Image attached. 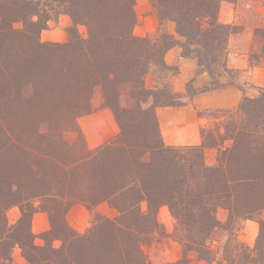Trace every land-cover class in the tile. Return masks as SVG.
<instances>
[{"label":"trees","instance_id":"trees-1","mask_svg":"<svg viewBox=\"0 0 264 264\" xmlns=\"http://www.w3.org/2000/svg\"><path fill=\"white\" fill-rule=\"evenodd\" d=\"M51 1L71 18L66 42L39 40L45 24L32 0H0V85L7 89L13 82L14 92L39 98L24 105L27 113L57 114L72 126L95 109L92 99L99 91L101 106L110 109L119 132L91 150L75 126L77 140L57 138L54 153L45 144L35 145L42 163L19 161L18 155L24 158L19 151L33 145L4 136L0 264H10L15 246L27 264H152L143 245L161 233L157 212L164 205L185 251L207 262L220 251L226 264H264V219L252 248L236 236L240 219L264 210V98L245 96L235 108L221 111L217 121L201 127L200 145L164 144L155 111L183 102L168 86L173 68L164 59L175 45L212 76L227 70V41L236 27L219 22L218 12L221 2L235 0H150L161 22L175 24L180 40L164 30L134 36V0ZM16 22L23 28H15ZM78 25L86 27V37ZM254 36L258 52L249 59L257 65L264 62V29H255ZM149 73L166 78V88H147ZM209 148L217 149L213 163L205 160ZM12 151L15 158L8 159ZM102 202L116 210L114 218L96 215L82 233L68 225L66 214L74 204L93 209ZM14 205L20 217L10 224L7 211ZM220 207L229 211L224 223L216 217ZM38 211H46L50 220L43 239L60 241L59 247L34 243L31 223ZM233 229L227 243L219 241L218 230L227 235Z\"/></svg>","mask_w":264,"mask_h":264},{"label":"rangeland","instance_id":"rangeland-1","mask_svg":"<svg viewBox=\"0 0 264 264\" xmlns=\"http://www.w3.org/2000/svg\"><path fill=\"white\" fill-rule=\"evenodd\" d=\"M12 1L13 0H11V2ZM235 1H241V0H235ZM32 2L36 10L39 12L40 20H41L39 21L40 24L41 23L45 24V27L42 30L55 28L59 20L63 19V15L68 16L67 14L64 13V10L61 6L55 4L51 0H32ZM224 2H228V1H223L221 2V4H223ZM239 4L242 8L243 2H240ZM133 11L135 15V25L133 27L132 33L134 36L153 37L159 34L163 30L170 33L169 32L170 29H172L175 32V24L173 22L171 21L161 22L159 20V17L156 12V8L154 7L153 3L150 0H134ZM0 17H1V10H0ZM244 18H246L245 15L243 16V19ZM34 19L36 20L37 17L35 16ZM71 26H72V21L71 24L65 27L66 36L63 42L67 41L68 28ZM14 27L18 29L23 28L22 23L20 22L14 23ZM77 30L81 36L86 37L87 30L84 25H78ZM235 30H237V27ZM0 31H1V18H0ZM41 31L39 32L40 41H41V37H40ZM172 35H174L178 40H180L176 32L173 33ZM175 46H179V45H175ZM180 49H181L180 50L181 53L183 54L181 47ZM257 49L258 48L256 46V42L254 41V45L252 46V50L251 52H249V55L250 54L253 55L256 52H258ZM0 63H1V52H0ZM251 64L253 63L251 62ZM260 64H262V62H260ZM174 71H175L174 68L172 72L169 71L170 77L173 75ZM229 72L231 76L235 77L237 75V73H235L234 71H229ZM208 74L211 78L210 83L212 86H214L213 82L216 81V77H218L220 74H218L217 76L216 73L214 74V76L210 75L209 72ZM42 75H45V73ZM164 79L166 80V78ZM164 79L159 78L157 73L155 74L149 73L145 78V85L147 88H153V89H155L154 85H157L158 89L162 90V88H166L165 87L166 83ZM13 84H14L13 82L9 84V88L7 89L6 87H4V85H0V160H1V144L7 141L5 137L9 139H13L10 136V134L13 135L14 139H19L20 141H23L24 143H27L31 146L33 145L30 149H28L30 152L33 151V154L31 156L24 155L26 153L28 154L27 152L28 150H26L28 147H25L24 148L25 150L19 151V154H21V156H23L24 158L18 155V160L33 161L34 163H36V162H40L39 158L35 157L39 152L40 148H37V146L35 145L42 146L45 144L47 149L52 150V153H54L55 142H57V138L63 137L64 141H67L68 143H74L77 140V132L75 131L76 130L75 126L77 127L79 132L81 131L86 146L91 150L105 144L109 139L107 141H103V143L102 142L99 143L98 146L91 148L87 143L82 126L86 125L87 127H89L91 135L95 132L93 127L95 128L99 127V129L96 130L98 132L97 137L101 138L106 132L109 131V128H111V119H112V125L114 124L116 126L117 133L119 132V126L110 109L101 106L102 100L99 91H95L92 99V104L95 109L88 114L77 117L75 120L76 121L75 126H72V121H70L66 117L65 118H61V116L58 117L57 114L50 113L47 116V113H43L41 112V110H39V112L36 113L35 112H32L30 114L27 113V111L24 109V105L30 104L29 100L37 101L39 100V98L28 97L27 95L23 94L22 91L14 92L12 88ZM168 84H169L168 85L169 88L171 89V84L170 83ZM263 90L264 88L259 89L257 92L251 91L252 94L254 93V95L252 96L246 94V92L244 91L241 100L245 96L264 98ZM192 93H193V88L191 84L188 83L186 85V94L189 95ZM44 97L45 96L40 95V99H44ZM1 101H2V105H1ZM43 105L44 104L41 103V107H40L41 109ZM105 109H108L110 111L109 115L111 119L109 118L107 119L105 114H103L105 113L103 112V110ZM223 110L225 109L197 110V114L205 118L203 126H209L218 120V117L220 116L221 111ZM95 114H97L98 117H96ZM16 118L17 120H15ZM201 127L202 126H200V129ZM200 129H199V133H200ZM95 136L96 135H94L93 137ZM96 141L98 142L99 140ZM200 141H201V137H200ZM216 155H217V149L209 148L205 151V160L208 163H213L215 161ZM12 157L15 158L14 152L13 151L8 152L7 158L10 159ZM39 178L40 177H37V179ZM48 178L50 179V177ZM44 179L45 177L43 176L41 180ZM38 203L39 202H36V205H38ZM38 212H41L40 215H37ZM38 212L34 213L32 217V220L33 218H36L35 232H33L32 230V223H31L32 233L36 236L34 239V243L36 245H45L51 243V245L55 247H59L61 244L60 241H50L49 237L43 239V233L50 229V220H49V215L46 211H38ZM228 214L229 211L226 208L223 207L218 208L216 211L217 220L220 223L226 222ZM96 215L102 218L112 219L117 215V212L107 202H102L93 209H88L83 204L76 203L68 210L66 214V221L71 228H73L77 232L82 233L92 226ZM19 217H20L19 206L14 205L8 209L7 219L10 224L16 223ZM260 218L264 219V210L259 215L257 214L249 215L246 219H240L236 223L237 239L250 248H252L256 242L259 233ZM157 219L161 224V228H160L161 233H155L154 237L149 242H147V244L143 245V249L152 264H226L225 261H221L220 251H219V255H216L215 259L212 262H207L205 260L199 259L197 254H195V252L191 250L185 251V248H183V246L174 237L173 233H174V228L176 226V221L173 219L166 205L161 206L158 209ZM43 224L45 226L44 230L37 231V228H41ZM232 231L234 232L235 229L230 230L228 232L226 231L227 235H225V232L218 230V232H220V234L218 233L219 241H222V243L223 241H226L227 243L229 241V237H231L230 233ZM231 245L234 244L231 243ZM183 259L184 261L181 263V260ZM10 264H27V261L23 256L22 250L17 246H15L12 250V258L10 260Z\"/></svg>","mask_w":264,"mask_h":264},{"label":"crops","instance_id":"crops-1","mask_svg":"<svg viewBox=\"0 0 264 264\" xmlns=\"http://www.w3.org/2000/svg\"><path fill=\"white\" fill-rule=\"evenodd\" d=\"M240 2H243L242 8ZM244 15L246 18L243 19ZM218 20L223 24L237 27V30L229 35L227 41L225 68L228 70L220 73L214 86L210 83L208 72L199 68L195 58L184 56L179 46H174L165 53V63L175 69L169 78L171 89L174 93L180 94L183 100L181 104L156 107L159 131L166 145L200 144L199 129L204 125L205 118L199 116L197 110L233 109L240 102L244 91L252 96L254 93L252 94L251 91L257 92L264 88V63L251 64L249 59V52L255 41V29H264V0L224 2L220 5ZM69 24H71L70 18L63 15V19L59 20L55 28L41 31V41L63 42L66 36L65 27ZM169 32L175 33L172 29ZM229 71H234L237 75L231 76ZM188 83L193 88V93L189 95L186 94ZM103 112L107 119H111L108 109ZM95 116L98 117L97 114ZM82 129L91 148L110 140L117 134L112 119L111 128L101 138L97 137L96 130L99 127H93L95 132L92 135L86 125L82 126ZM94 135L96 136L93 137ZM40 213L38 212L37 215ZM35 219L32 220L33 232L36 228ZM44 227L43 224L41 228H37V231L44 230Z\"/></svg>","mask_w":264,"mask_h":264}]
</instances>
